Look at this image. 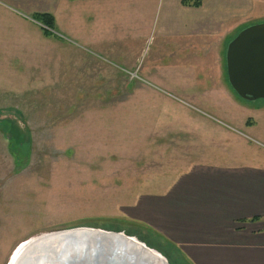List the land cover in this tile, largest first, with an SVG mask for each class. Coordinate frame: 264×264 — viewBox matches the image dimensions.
Wrapping results in <instances>:
<instances>
[{
  "label": "rangeland",
  "instance_id": "374dc122",
  "mask_svg": "<svg viewBox=\"0 0 264 264\" xmlns=\"http://www.w3.org/2000/svg\"><path fill=\"white\" fill-rule=\"evenodd\" d=\"M59 1L68 17L56 4L62 15L56 9L53 28L22 14L28 23L17 31L0 10V264L29 238L78 226L122 231L169 264H188L173 245L132 221L130 206L136 197L159 194L190 161L244 155L253 162L264 155L253 142L264 145L255 124H245L262 123L256 113L264 99L241 100L225 75V87L217 89L184 87L174 72L164 85L152 65L161 39L152 26L136 33L137 21L126 15L131 5L119 3L117 26L88 31L108 33L113 52L137 56L138 67L111 55L107 42L81 40L79 2ZM142 63L152 72L142 73Z\"/></svg>",
  "mask_w": 264,
  "mask_h": 264
},
{
  "label": "crops",
  "instance_id": "0c3cea01",
  "mask_svg": "<svg viewBox=\"0 0 264 264\" xmlns=\"http://www.w3.org/2000/svg\"><path fill=\"white\" fill-rule=\"evenodd\" d=\"M70 1L80 4L81 40L87 44L94 41L97 47L99 42H107L111 55L125 56V64L138 67L137 56L130 59V54L113 52L115 39L108 33L94 36L88 31L94 24L117 26L112 22L119 19V3L131 5L126 15L130 23L137 21L140 29L136 33L143 34V26H152L161 39L152 65L159 68V82L167 86V76L174 72L184 87H225L227 44L243 28L264 22V0H202L198 7L185 6L181 0ZM61 3L68 17L65 4L59 0H53L52 6L49 0H0V10L6 24L16 29L28 23L22 14L32 19L34 13L46 12L57 24V14L62 15V10L56 4ZM153 9L158 12L152 16ZM25 11L34 12L29 16ZM17 31L21 32V27ZM142 52L143 47L139 57ZM141 67L142 73L152 72L147 64ZM233 99L235 107L237 101ZM256 115L262 117V123L255 118L245 124L251 128L254 123L256 137L264 142V106ZM219 158L224 156L190 161L159 194L136 197L128 217L173 245L188 264H264V155L251 157L253 162H244V155L229 157L233 160L228 162Z\"/></svg>",
  "mask_w": 264,
  "mask_h": 264
},
{
  "label": "water",
  "instance_id": "95a60500",
  "mask_svg": "<svg viewBox=\"0 0 264 264\" xmlns=\"http://www.w3.org/2000/svg\"><path fill=\"white\" fill-rule=\"evenodd\" d=\"M227 81L245 101L264 99V22L243 28L227 44ZM13 257V258H12ZM8 264H169L156 250L122 231L78 226L21 242Z\"/></svg>",
  "mask_w": 264,
  "mask_h": 264
},
{
  "label": "trees",
  "instance_id": "16d2710c",
  "mask_svg": "<svg viewBox=\"0 0 264 264\" xmlns=\"http://www.w3.org/2000/svg\"><path fill=\"white\" fill-rule=\"evenodd\" d=\"M182 4L185 6L198 7L201 5L202 0H181ZM32 19L40 23L44 27L53 28L54 18L51 14L46 12L34 13ZM50 35V33L48 32ZM251 220H255L251 219Z\"/></svg>",
  "mask_w": 264,
  "mask_h": 264
},
{
  "label": "built area",
  "instance_id": "2783aa9c",
  "mask_svg": "<svg viewBox=\"0 0 264 264\" xmlns=\"http://www.w3.org/2000/svg\"><path fill=\"white\" fill-rule=\"evenodd\" d=\"M132 75H134V77H137V76H136V72L132 73ZM176 100H178V101L181 102V100H179L178 98H176ZM253 142L257 143V144L260 145V146H264L263 144L257 142L256 140H253Z\"/></svg>",
  "mask_w": 264,
  "mask_h": 264
},
{
  "label": "bare ground",
  "instance_id": "6f19581e",
  "mask_svg": "<svg viewBox=\"0 0 264 264\" xmlns=\"http://www.w3.org/2000/svg\"><path fill=\"white\" fill-rule=\"evenodd\" d=\"M13 258V257H12Z\"/></svg>",
  "mask_w": 264,
  "mask_h": 264
}]
</instances>
